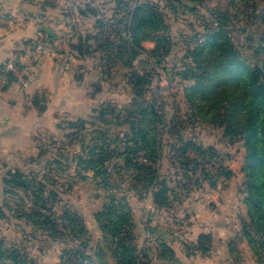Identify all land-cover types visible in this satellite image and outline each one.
<instances>
[{
    "label": "rangeland",
    "instance_id": "obj_1",
    "mask_svg": "<svg viewBox=\"0 0 264 264\" xmlns=\"http://www.w3.org/2000/svg\"><path fill=\"white\" fill-rule=\"evenodd\" d=\"M149 1L159 6L167 25L166 31L157 34L158 38L163 36L166 44L156 54L148 53L157 47L153 41H144V52L132 60L127 47L122 53L117 49L119 44L127 46L130 42V38L124 37L128 34L124 24L128 6L135 0H74L73 7L78 8L72 9L75 12L80 9L86 16L76 23L83 34L75 37L74 43L79 37L92 38L82 45L83 54L70 52L68 46L58 49L55 59L61 83L55 93L52 89H38L37 105L32 103L34 96L12 99L19 107L13 118L2 119L4 127L0 128V135L7 132L10 137L19 135L16 143L27 153L24 157L12 155L9 162L0 147L3 215L0 216V240L4 247L21 248L28 241L36 248H49V255L59 257L58 264H65V260L76 254L102 257L108 264H114V239L107 237L96 221V216L106 212L113 199L114 205H125L129 212L130 245L136 247V256H142L143 264H163L156 259V240L145 229L146 219L151 221L149 217L154 216L155 223H163L166 216L176 215L182 220L192 202L198 201L201 209L212 211L211 204L219 196L227 204L236 205L244 198L243 140L225 137L221 128L195 119L194 108L185 96L192 81L184 80L182 72L192 62L191 52L206 35L219 29L221 19H225L226 30L239 55L251 66L260 63V48L264 46V28L260 21L264 0H204L200 4L191 0ZM4 13L12 16L9 11ZM73 32L76 31H68ZM28 45L22 48L27 49ZM17 52L24 51L14 53ZM129 62L131 66L127 65ZM133 72L147 77V84H138L135 78L131 80ZM13 84L16 83L10 81L0 96ZM146 103L155 105L162 128L161 158L157 161L147 159L143 152H134L131 141V127H138L137 109ZM102 111L107 112L100 119ZM185 142L195 143L204 151L196 154L187 149L186 156L191 160L187 167L183 165L181 151ZM94 146L119 154L105 162L104 176L83 171L77 165L76 158L88 157L89 148ZM146 167L157 168L158 181L165 180L167 207L155 205L153 186L145 191ZM221 171H229L231 175L229 178L218 176ZM9 172H20L32 179L28 188L6 193L8 188L4 182L10 179ZM212 178L216 179L217 187L213 190ZM39 185L43 187L39 196L43 204L37 199ZM32 213L44 215L48 225L34 228L38 223L26 219ZM66 214L82 221L83 233L64 218ZM236 226L238 232L232 240L242 252L240 222ZM192 246L183 245V254L191 253ZM248 255L252 258L244 256L249 264H264V261L260 263L262 260L255 261L249 250ZM33 257L28 256V260H34Z\"/></svg>",
    "mask_w": 264,
    "mask_h": 264
},
{
    "label": "trees",
    "instance_id": "obj_2",
    "mask_svg": "<svg viewBox=\"0 0 264 264\" xmlns=\"http://www.w3.org/2000/svg\"><path fill=\"white\" fill-rule=\"evenodd\" d=\"M191 1L200 4L204 0ZM163 16L164 14L157 4L149 0L141 2L135 0L133 5L128 6L124 24L130 42L127 46L119 44L118 51L122 53L128 48L131 51L130 60H132L140 52H144L142 47L144 41H153L157 47L148 53L156 54L166 44L163 36L159 38L157 36L158 33L167 30ZM220 21L219 29L206 35L202 43L196 46L190 54L192 62L182 72L184 80L192 81V85L185 90V96L194 108L195 119L221 128L225 137H240L243 140L245 149L242 165L243 203L246 207L248 222L242 226V237L257 260L261 261L264 259V46L260 48L262 61L251 66L239 55L232 44L226 30L225 19ZM260 21L264 28V13L261 15ZM90 39L92 38L79 37L75 43L70 44V50L83 54L81 47ZM127 65L131 66L130 62ZM133 78L137 80L138 84H147L148 82L147 77L139 76L136 72H133L131 80ZM136 92L140 91L136 90ZM39 101L40 98L34 95L33 105H37ZM102 112L100 119L107 111ZM137 113L138 118L135 122L138 127H131L133 151L143 152L147 159L157 161L161 158L160 134L162 131L157 109L153 103H146L138 107ZM89 149L88 157L79 155L76 158L77 165H80L83 171L91 170L96 176H104L106 173L105 162L119 154L109 153L102 146H94ZM127 149L130 150V147L127 146ZM187 149L193 150L196 154L204 153L201 146L185 142L181 151L184 157L183 165L186 167L191 161L186 156ZM145 171L147 183L145 191L149 186H153L151 194L155 205L159 208L167 207L168 189L165 180L158 181L157 168L146 167ZM8 175L10 179L4 182L8 188L6 193H10L16 188L26 189L32 180L20 172L12 174L9 172ZM230 175L229 171H221L218 174L225 178H229ZM215 180V178L210 180L211 186H215ZM156 187L157 190L154 189ZM42 188L39 185L37 199L43 204L44 200L39 199ZM110 203L106 212L96 216V221L105 231V235L114 239L115 248L112 251V256L117 264H137L136 247L130 245L132 239L128 230L130 227L129 212L125 205L117 203L114 205L113 199ZM0 216L3 217L1 208ZM73 217L69 214L64 215L67 221H70L79 232L83 233L82 221ZM26 219L32 223L37 222L38 228L49 223L40 213L29 214ZM122 232H125V235L121 237ZM211 242L210 235L201 234L192 248L205 254L210 250ZM228 250L233 260H240L235 241L229 242ZM80 257L78 264H108L102 257L95 259L86 254H80ZM159 257L170 260L173 258V252L170 247L162 243ZM28 262L34 264L33 260H28L27 254L20 247L12 245L6 248L0 240V264H28Z\"/></svg>",
    "mask_w": 264,
    "mask_h": 264
},
{
    "label": "crops",
    "instance_id": "obj_3",
    "mask_svg": "<svg viewBox=\"0 0 264 264\" xmlns=\"http://www.w3.org/2000/svg\"><path fill=\"white\" fill-rule=\"evenodd\" d=\"M19 2V0H0V8L4 12H11L14 16L13 23L0 26V61L9 59L17 50L25 51L26 49L22 47L30 44L34 34L39 30L59 36L66 35L69 30L76 31L75 37L83 34V30L77 28L76 23L80 18H85L86 16L80 9L75 12L74 9L78 8V6L73 7L74 0H63L62 4L59 0H29L27 3ZM72 26L73 28H71ZM74 38L67 44H60L57 48L42 57L39 67L33 74L31 83L23 93H20L16 84H13L0 96V128L4 127L2 119L13 118V113L19 107H17V104L12 99L23 100L24 97H32L38 89L43 91L52 89V93L56 92L57 86L61 83L58 81L61 79V76L59 75L55 56L60 47L68 46L69 51L72 52L70 44L74 43ZM7 133L0 135V147L3 157H8L9 162L13 159L11 158L12 155L13 157L15 155L24 157L27 152L18 145V138L20 136L10 137V134H8V137ZM16 141L18 142L16 143ZM216 188L215 186L211 187L212 190ZM189 206L191 208H188L182 220L176 218V215L166 216V220L163 223H155L153 221L155 219L154 216H151L152 218L149 217L151 221L146 219L145 229L152 232V236L156 240L155 246L158 251L156 259L158 258L163 264H236V262L237 264H249L244 255L252 258V256L248 255V250L252 251L244 238L241 243L243 250L242 252L238 250L240 260H233L228 250L229 242L232 241V237L238 232V230L236 231L238 229L236 226L237 222H240L241 227L248 222L243 198L236 205L232 202H228L227 204L222 196H219L217 202L211 204L212 211H208L205 207L201 209L198 201L190 203ZM154 209L156 208L154 207ZM34 228L38 229L37 226ZM201 234L210 235L212 240L210 250L205 254L197 250L183 254L181 247L189 244L194 246ZM162 243L170 247L175 259H179H161L159 254ZM21 249L27 256H35V258H32L35 264L59 263V257H55L54 254L49 255V248H36L33 243L27 241L21 246ZM253 257L255 261H258L255 256ZM149 261L152 262L153 260L150 258ZM263 261L264 259L260 263ZM114 264H117V262Z\"/></svg>",
    "mask_w": 264,
    "mask_h": 264
},
{
    "label": "built area",
    "instance_id": "obj_4",
    "mask_svg": "<svg viewBox=\"0 0 264 264\" xmlns=\"http://www.w3.org/2000/svg\"><path fill=\"white\" fill-rule=\"evenodd\" d=\"M19 1L26 2L29 0ZM13 21V15H6L0 10V26L10 25ZM75 36V32L59 36L48 34L42 30L37 31L24 52L14 53L9 59L0 61V92L8 87L12 79L16 83L18 91L23 93L31 83L33 74L42 57L54 50L56 45L67 44ZM124 37L129 39V35H126V33ZM100 40L101 37H98V41ZM81 253H84V251L81 250ZM141 258V255L137 256V264L144 263ZM80 259V254H76L70 260H65V264H78Z\"/></svg>",
    "mask_w": 264,
    "mask_h": 264
}]
</instances>
